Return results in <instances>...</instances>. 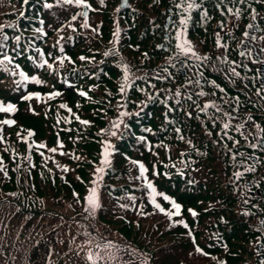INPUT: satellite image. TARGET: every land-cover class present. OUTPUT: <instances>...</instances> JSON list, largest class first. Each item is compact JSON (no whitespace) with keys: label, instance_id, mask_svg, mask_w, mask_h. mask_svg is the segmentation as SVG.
<instances>
[{"label":"trees","instance_id":"obj_1","mask_svg":"<svg viewBox=\"0 0 264 264\" xmlns=\"http://www.w3.org/2000/svg\"><path fill=\"white\" fill-rule=\"evenodd\" d=\"M197 2L202 7L192 13L187 39L210 59L218 50L216 34L229 52L241 39L253 9L264 29V0H247L246 4L225 0L228 7L242 9L239 19L227 14L225 4L217 8L219 0ZM86 3L90 5L87 28L82 26L83 7L75 4L0 0V44L5 45L0 51L28 67L31 75H40L36 77L41 83H31L30 90L59 93L39 103L35 100L32 111L16 112V120L25 125L23 133L3 134L6 127L0 125V167L4 169L0 171V264H91L63 222L82 216V196L92 170L100 163L105 142L113 147L111 163L99 183L98 217L122 240L98 235V242L132 248L143 255L146 264H250L248 237L254 231L244 214L243 180L231 176L237 162L226 161L227 152L238 148L223 147L226 136L219 130L220 117L200 113L196 89L187 92L186 77L178 72L184 56L175 48L173 22L178 23L180 15L174 0H129L125 8L119 7V0ZM45 4L53 6L46 8ZM204 10L209 15L207 23L200 19ZM169 13L172 22L167 29L163 21ZM41 26L45 36L36 31ZM117 29L118 39L114 36ZM39 46L45 49L44 57ZM65 56L69 60L61 65L59 60ZM44 58L53 69L34 66ZM124 65L132 83L122 93ZM66 77L87 96L65 87ZM14 79L11 71L0 69V93L18 100L22 87ZM177 90L180 96L175 95ZM122 112L129 115L121 116ZM77 116L89 124H81ZM119 120L123 124L113 129ZM31 127L45 145L40 153L29 141ZM52 148L57 151H49ZM139 164L147 169L146 180L137 178ZM147 181L159 193L174 197L181 205L180 215L171 219L166 215L175 209L162 196L156 201L165 212L152 205ZM187 206L197 215L188 213ZM197 246L202 252L196 251Z\"/></svg>","mask_w":264,"mask_h":264},{"label":"snow or ice","instance_id":"obj_2","mask_svg":"<svg viewBox=\"0 0 264 264\" xmlns=\"http://www.w3.org/2000/svg\"><path fill=\"white\" fill-rule=\"evenodd\" d=\"M25 3L28 2V0H24ZM58 3H62V4H75L78 7H83L85 9L90 8V5L86 3V0H57ZM124 4L127 5V0H123ZM233 3H235V0H232ZM101 3H103V0H101ZM247 0H239V4H246ZM221 4H225V0H219V3L217 4V8H220ZM53 5L51 4H45L46 8H51ZM174 7L179 10L178 14L180 15V19L178 21V23L173 22L176 26V33H175V37L174 39L176 40V44H175V48L178 50L179 54H182L185 57H190V58H194L197 61H207L210 59V57L207 56H201L199 55L196 51L195 48L193 46V44L191 43L190 40L187 39V31H188V26L190 21L192 20V13L198 9H200L202 7L201 3H198L197 0H180L179 3H175L174 0ZM225 7L227 8V14L228 15H233L235 16L237 19L240 18L242 9L239 7H228L225 4ZM119 11V9H118ZM253 15H252V19L255 20L256 19V15H255V10L253 9ZM186 14V15H185ZM221 14L224 15L225 13L223 11H221ZM80 15H82L84 17V23H83V27L87 28L89 25L87 23V17H88V13L87 11L81 12ZM73 20L76 19V16L72 17ZM200 19L203 23H207V21L209 20V15L208 12L206 10H204L201 15H200ZM219 27L223 30L225 25L223 23H221L219 25ZM247 27L249 29L253 28L254 25L253 24H248ZM36 31H42L41 29H37ZM3 33V26H0V34ZM119 29H117V31L114 33V36L118 39L119 38ZM244 35L247 37L249 36L248 32H245ZM15 39L17 41L20 40V37L17 36L15 37ZM251 39L255 40L256 37L252 36ZM3 40H8V36L7 35H3ZM216 43H217V47L223 48L226 47V45L221 44L220 42V34L217 33L216 34ZM5 47V45L0 44V50H2ZM158 47H162V45H158ZM61 51H63V49H61ZM261 51H264V49H262ZM109 52H106L105 55H109ZM0 55L3 56L2 59H0V69L4 70V71H11V75L16 76L17 74L20 77V81H18L17 83L19 84L20 82L23 81H33L37 84L41 83V81L35 77H29L23 70H19L18 73L15 70H10L8 68V65H11L13 63V58L10 57L9 55H7V53L0 51ZM147 55V54H145ZM240 55L243 56H250L251 53L248 52L246 53L245 51H241ZM81 60L86 59L85 57H80ZM65 60H69L68 57H63L59 60V63L61 65H63ZM71 62V61H69ZM227 62V61H225ZM259 63H264V60L258 61ZM47 66L49 69H53V65L51 63H48L47 60H43L42 63L39 64V67H44ZM15 69H20V65L16 64L15 65ZM231 74L233 76H240V73L236 71V69L233 67L231 68ZM200 75L202 76L203 73H200ZM123 83L121 84V92L123 93L128 87L131 86L132 80H131V75H130V71L127 65L123 66ZM214 86L219 87L218 85H215V82H212ZM154 87V85H153ZM221 91H224L223 89H220ZM141 91H143V89H141ZM262 92H264V85L261 86L260 89L257 90V94H261ZM81 96H87L86 92L81 91L79 93ZM33 95H35V97L37 99H39V94H29L23 97V99L25 100H31L33 98ZM59 93L58 92H53L50 94L51 97H55L58 96ZM176 96H180V92L179 90L176 91L175 93ZM198 95L200 96H205L207 95V93L201 91L198 93ZM214 95V93H213ZM188 99H191V97L189 96ZM178 102V101H177ZM237 102H238V98H237ZM61 108H67V105L61 104L60 105ZM209 108H216V110L219 112L220 109L217 107V105L214 102H209V103H205L203 105V107L200 109L203 112H206ZM16 111L15 105L9 103L7 105H5L3 102H0V112H7V113H13ZM69 112H71V109H68ZM121 116H125V115H129V113L126 112H122L120 113ZM189 115H191V113H189ZM225 116H229V113H224ZM77 120H79V122L81 124L87 125L89 124V121L87 120H80V118L77 116L76 117ZM252 117H248V120H251ZM5 125H13L15 123L14 120L11 119H6L3 120L2 122ZM123 124V120H119L117 122H114L112 127L113 129H119L120 125ZM230 128V124L225 122L223 123V129L224 131V135L227 136V131ZM256 128L259 132H264V129H261L259 125H256ZM242 129H244V124H238L236 125V130L238 132H240V135L244 137V139L247 141L248 140V135H245V132L242 131ZM146 131H150L147 130ZM102 132H105L106 134H110L111 136H116L117 132L116 131H109V130H102ZM177 132H179V129H177ZM19 135V134H18ZM29 136H32L33 133L31 131H29ZM140 140H144V137H140ZM181 139H183V137H181ZM228 139L233 140V137L229 136ZM0 140H2V137H0ZM234 144L238 145L240 142L238 140H233ZM189 143H191L189 141ZM249 146L253 149H261L264 150V136H259L257 137V142L256 143H251L249 144ZM31 148V145L29 146ZM36 147L39 148H44L45 145L43 144H39L36 145ZM59 147H62V144L59 145ZM112 145L109 142H105L104 143V148H103V152H102V167L98 168L96 171L97 173L103 174L105 171V167L110 165V155L111 153V149H112ZM225 147L227 148V145H225ZM49 151L55 153L57 151L56 148H52ZM63 154V153H61ZM41 155H43V153H41ZM239 155L244 158L245 160L248 159V157L246 156L245 153H239ZM28 159L30 160L31 157L29 156ZM232 160L235 161L236 160V154H233L232 156ZM259 161H257L258 163ZM133 164H137V161H132ZM3 164V161L0 160V165ZM242 166L244 168V171H236L233 173L234 177L239 180L240 178H242L244 176L245 172H255L256 168H255V164H243L242 162ZM64 171H68V169L65 167L63 169ZM0 171H4L3 167H0ZM139 171H140V176L137 177L139 178H144L146 180L145 177V173L147 171V169L145 168V166L143 164H139ZM6 174V173H5ZM96 181H93V184H95ZM146 187L150 190V201L152 203V205L157 208L160 212H165V209L163 207H161V205L159 203H157L156 201V197L157 196H163V199L166 201H169V203L171 204L172 208L175 209V211H168L166 212V215L171 219L173 216H178L180 215V211H181V206L176 203L174 200H171L170 197H168L167 195H164L163 193H158L156 188L153 186V184L149 181L146 183ZM134 199V198H133ZM85 200L87 202V207H86V211H90L91 213H94L99 207V197H98V192H97V188L96 187H92L88 190V195L85 197ZM245 203H247V201H244ZM123 207V206H122ZM191 212V214L193 216H196L197 213L195 211L189 210ZM244 214H248L247 212H245ZM181 224H184L183 221H180ZM261 224L264 225V221H261ZM184 227L187 228L188 225L184 224ZM88 244H91L92 241H88ZM195 243V242H194ZM95 247L97 249H99V251L93 252L91 250V248H89V250L87 251L86 254V259L88 261L91 262V264H97V261L99 260H103L105 258H107L108 260H115L116 259V255H115V251L119 250V245L114 244L111 241H108L105 244H100L97 243L95 245ZM115 250V251H113ZM196 251L197 252H202V250L197 246L196 247Z\"/></svg>","mask_w":264,"mask_h":264},{"label":"rangeland","instance_id":"obj_3","mask_svg":"<svg viewBox=\"0 0 264 264\" xmlns=\"http://www.w3.org/2000/svg\"><path fill=\"white\" fill-rule=\"evenodd\" d=\"M262 39L263 37L261 36L256 39V42L258 43V41H261ZM226 121H229V117H227ZM103 148L104 147L100 149L101 153L103 152ZM102 166L103 165L101 163V165L97 168H94L90 174L89 187H86L81 200L82 216L78 215L76 217H70L63 222V226H67V229H70L69 233H73L72 237L75 240V244L79 247L81 251H85L86 253L89 248H91L93 252L99 251V249L95 247V245L98 243L97 239L100 240V237H97L98 235L105 238L122 240V236H120L116 232L111 231L110 226H105L104 224L102 225V221L98 217V209L94 213L85 210L87 207L85 197L88 195V190L92 187L97 188L100 204L101 196L99 192V183L102 174L97 173L96 170ZM93 181H96V183L93 184ZM88 241H92V243L88 244ZM115 255V260H108L107 258H105L103 260L97 261V264H143L144 262H146L143 257H141L142 259L140 258L138 252L127 247H119V250L115 251Z\"/></svg>","mask_w":264,"mask_h":264},{"label":"flooded vegetation","instance_id":"obj_4","mask_svg":"<svg viewBox=\"0 0 264 264\" xmlns=\"http://www.w3.org/2000/svg\"><path fill=\"white\" fill-rule=\"evenodd\" d=\"M256 56H258L257 53H256ZM250 63L251 62H249V64ZM255 70H257V68ZM255 70H253V71H255ZM247 72L248 73L251 72L250 66L247 67ZM260 88H261V86H259V89ZM258 100L262 101V108H260V110H256L258 112H255V113L263 115V117H264V92H262L259 95L257 94V101ZM261 126H262V124H261ZM262 128L264 129V126H262ZM253 151H254L253 154L251 152H250L251 154L250 153H248V154L256 157L254 163H257V161H259L258 162V164H259L258 177L260 178L259 184L261 187H257L256 191L259 190L258 195H259L260 201H262L264 203V150L257 148V149H253ZM262 234H264V232H262ZM260 240L264 242V236L260 237Z\"/></svg>","mask_w":264,"mask_h":264},{"label":"water","instance_id":"obj_5","mask_svg":"<svg viewBox=\"0 0 264 264\" xmlns=\"http://www.w3.org/2000/svg\"><path fill=\"white\" fill-rule=\"evenodd\" d=\"M263 76H264V74H263Z\"/></svg>","mask_w":264,"mask_h":264}]
</instances>
